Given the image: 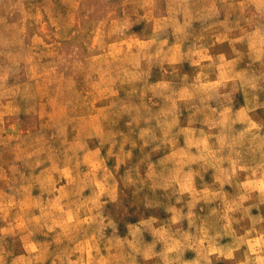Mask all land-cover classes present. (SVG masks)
Listing matches in <instances>:
<instances>
[{"label":"rangeland","instance_id":"374dc122","mask_svg":"<svg viewBox=\"0 0 264 264\" xmlns=\"http://www.w3.org/2000/svg\"><path fill=\"white\" fill-rule=\"evenodd\" d=\"M0 264H264V0H0Z\"/></svg>","mask_w":264,"mask_h":264}]
</instances>
